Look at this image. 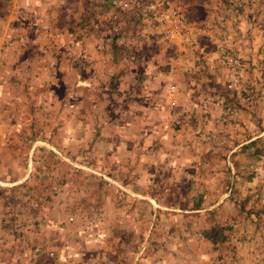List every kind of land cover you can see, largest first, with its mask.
Masks as SVG:
<instances>
[{
    "label": "crops",
    "instance_id": "1",
    "mask_svg": "<svg viewBox=\"0 0 264 264\" xmlns=\"http://www.w3.org/2000/svg\"><path fill=\"white\" fill-rule=\"evenodd\" d=\"M244 1L233 30L225 26V0L172 2L190 25L208 24L158 46L152 70L143 51L122 64L114 45L94 49L83 28L101 9L84 22V6L110 0H0V264H216L213 242L224 245L222 264H264V101L208 143L182 115L215 83L197 50L215 56L213 42L223 40L264 68V0ZM59 16L80 18L78 50L88 66L65 58V47L50 49V36L66 38V24L53 25ZM139 80L146 82L141 89ZM170 83L179 92L168 93ZM40 146L58 153L64 166L65 185L45 202L43 251L54 257L33 254L37 237L21 242L26 236L13 228L20 218L7 216L23 209V163ZM250 152L255 157L245 159Z\"/></svg>",
    "mask_w": 264,
    "mask_h": 264
},
{
    "label": "built area",
    "instance_id": "2",
    "mask_svg": "<svg viewBox=\"0 0 264 264\" xmlns=\"http://www.w3.org/2000/svg\"><path fill=\"white\" fill-rule=\"evenodd\" d=\"M228 5L232 8V14L235 19L239 17V13L246 2L243 0H227ZM110 5L115 8V11H104L94 15L87 23V37L94 39V49L102 50L105 46L115 44L126 50L133 45L136 46L148 38L166 41L170 35H174L175 26L183 18V15L178 16L174 6L170 0H110ZM118 11V13H117ZM128 18L132 21L136 28L131 29V26L119 24L120 19ZM171 20V22L169 21ZM170 22L172 27L168 24ZM45 28V27H44ZM153 31H152V30ZM65 36L67 39V57L71 62H81L83 65L89 64V59L84 51L78 50V34L74 30H66ZM126 44V45H125ZM215 56H209L204 49L197 50L196 58L202 62L204 66H210L212 63L217 67L216 82L217 87L213 92L203 94L196 108L188 113L182 114L186 120H190L197 127L201 139L209 141L214 136L213 131L208 130V122L215 128L222 129L238 114L236 106L240 103L249 102L253 95H256L253 83L248 76L250 69L249 63L242 59L226 42L219 41L214 47ZM121 60L129 62L130 55L122 51ZM140 83L144 81L140 80ZM177 90L174 84L167 87V92L172 94ZM234 99V103H232ZM229 100V101H227ZM236 100V103H235ZM173 101L169 100L167 108L169 111L173 109ZM180 120H173L174 126H181L183 123ZM32 206L36 208L37 202H33ZM1 244V240H0ZM48 245V241L44 238L32 246V253L38 254L44 252L48 257H54L52 250H44ZM216 264H222L218 262Z\"/></svg>",
    "mask_w": 264,
    "mask_h": 264
},
{
    "label": "rangeland",
    "instance_id": "3",
    "mask_svg": "<svg viewBox=\"0 0 264 264\" xmlns=\"http://www.w3.org/2000/svg\"><path fill=\"white\" fill-rule=\"evenodd\" d=\"M183 1L184 0H170L171 4H172V2L173 3H175V2L176 3H182ZM244 2H246V1H244ZM248 3H249V1H248ZM248 3L244 4L243 9L248 5ZM225 4H226V6L224 7V12H225L224 14L228 15V20H226L225 26H228V29H230V30L238 29L236 27H238V25H239L238 23H240L239 22V18H240V15L242 14V10L243 9L240 12H238L239 13V17L237 19H235L233 17V14H232V8H231L230 5H228L227 0H225ZM172 6H173V4H172ZM61 7L62 6H60L59 8H61ZM84 7H88L89 8L88 9L89 11H88L87 15L84 17V20H83L84 22H85L86 18L90 17L91 14L93 13V11H95V10H100L101 9V11H99V12L115 11V8H113L111 5L110 6L85 5ZM117 13H118V11H117ZM176 14H178V16L182 15V13H179V10L176 11ZM201 15H202V12H201ZM60 16H63V15H60ZM60 16L59 17H55L53 19V25L54 26H56V27H60V26L64 27V25L66 24L65 28L68 27L67 30H74V32H77L76 31V30H78L77 25L81 21L80 18H77L78 21H76V20L75 21H71V19H67L65 21H61L59 19ZM199 16H200V12L195 14L194 17L191 15L192 18H197ZM182 17L183 18L180 20V22L177 24V26H175V30L173 32L174 35L178 36V35H181L182 32L188 30L189 28L194 30V29H197L198 27L201 28V26L203 27L204 25L208 24V22L202 23V21H201L202 19L201 20L193 19V22H192L193 26H192V25H190L191 23L189 22L190 18L188 19V17H186L184 15ZM81 19H82V17H81ZM169 21L171 22V20H169ZM170 22H168V24H170V26H167V24H166L167 28L172 27V24ZM128 23H129V26H131L132 30H134V28H136L135 26H133L134 23L132 21H130L128 18L122 17L120 19V21H119V24L123 25V28H126L125 26H128ZM195 24H197V25H195ZM87 25L88 24H85L86 27H87ZM222 26H223V28L221 27L220 30L225 29L224 24H222ZM240 26H241V24H240ZM172 28H174V27H172ZM228 29H227L226 33H229ZM263 32H264V30L262 31V34H263ZM79 35L80 34L78 33V36ZM59 36L60 35H58V37ZM153 37H154V39L148 38L147 40H143L141 45L139 44L138 46H136L135 49H133V48H134V46L136 44L133 45L132 47L131 46L128 47L126 49V52H125L126 54H127V52L131 53L130 54V57L132 58L131 61L132 60L134 61L135 57H137V56H134L136 54L134 52H138V51L145 52L146 56L147 55L149 57L151 56V59L150 60L148 59V60L151 62L152 70H153V65L157 66V62H156V58L157 57H155V54L157 53L156 52V48H159L158 46L165 47L166 44L170 41V39L173 38V36L170 35V37H168V39L166 38L165 42H163V40H159V38L155 39L156 36H153ZM50 38H51L50 43H49L50 49H51V47H53V49H56V52H61L62 50L67 48L66 45H67L68 41H67L66 38H65V41H64V39H63V41L60 40V38H57V36H55V35L50 36ZM219 41H223V40H219L218 39L217 41L213 42L214 47H215L216 43L219 42ZM46 43H48V42L45 41V42L42 43L43 44V48H45ZM192 43H194V42H192ZM111 45H114L115 48L116 47L118 48V50L120 52L119 53V56H120L119 60H121V56L123 54L122 53L123 50H122L121 47H124V46L118 47L115 44H111ZM66 54H67V51H65V54H64L65 58H66ZM152 58H153V60H152ZM157 60H158V58H157ZM121 63L122 64H128L126 62H123L122 60H121ZM131 63H133V62H131ZM158 64H161V62L158 63ZM198 66H200V64H198ZM249 66H250V69L248 70L247 73H248V76L250 78V81L253 83L254 89L256 91V95H253L252 99L249 102H247V103L237 104L236 100H235L236 106L238 108V114L236 115V118L234 120H232L229 124H227L224 128L216 130V128L210 122H208V130L213 131V129H214V131H213L214 132V136L209 141H204V140L201 139L203 142L208 143V142H212L213 140L214 141L219 140V138L222 137L221 135H223L224 132L230 126L238 123V119H239L240 114H241L242 111H244V110H248L249 111L250 108L256 102L260 103V102L264 101V68H261V67L260 68H254L253 64L251 65V63L249 64ZM193 67H196V65L194 64ZM198 70H199L198 68L194 69V71H198ZM208 70L211 71L212 72V76L215 77V83L213 85H210L209 87H207L208 89L206 91L205 90L202 91L203 92V93L201 92L202 95H200L196 99L197 101L193 103L192 108L190 110H183L182 114H185V113H188V112L194 110L196 108V105H198V103H197L198 100L201 99V97L203 96L204 93L213 92L217 87H219L218 83L216 82V77H217V72H218L216 65L214 63H212V68L210 66H208ZM149 71H151V70H149ZM142 80H144V79H142ZM166 80H169V78H167ZM139 84H140V86L138 85L137 88L141 89V88H143L146 85V82H145L144 85H142L140 83V80H139ZM170 84L166 85V90H167L168 85H170ZM179 89H180V87L177 88V90L174 93H176L177 91L179 92ZM195 93H197V92H195ZM227 101H229V100H227ZM232 101H233L232 103H234V99ZM173 105H174V103H173ZM261 114H262V116L258 118V120H260V121L264 120V106L261 107ZM41 135H43V134H41ZM40 137H41L40 134H37V138L39 139ZM56 138H58V136ZM200 138H201V136H200ZM71 149L73 151V155H76V154H74L75 151H76V148L74 147V148H71ZM234 152H238V150L233 149L231 151V154L234 153ZM243 154H244L243 156H244L245 159H248V158L253 159L255 157V156L254 157L251 156L252 155L251 152L249 154H247V153H243ZM54 156H56V157H54ZM260 157H262V155ZM52 160H54V162ZM61 164L62 163H60V157H59L58 153L46 150L45 148H43L41 146L37 147L35 150H32V152H31V162L30 163H29V161H28V164L27 163L26 164L23 163V171L24 172L27 171L28 179H29L28 180L29 181V185H27L25 183H22L20 185L21 189H22V193H21V196H19L18 198L21 201V206H22L23 209L18 211V212L14 211L13 213L12 212H8L7 213V216L9 217L8 219L10 221L15 220V218L16 219L20 218L21 222L20 223H15L13 228L18 230L16 232H19V233L21 232L22 234H24L26 236V238H21V236H20V240L23 243L28 241L27 238L29 239V238H31V236L37 237L38 241H40V240L45 238L49 242V238H47V235H45L46 234L45 233L46 230L43 229L44 223L46 224L47 220H48L47 217H45L46 216L45 215L46 214L45 202H47L48 198H50V196L53 193H55L57 190L62 188L65 185V183H66V182H64V180L62 178H60V176H62L64 174V171H62V169H64V166L61 165ZM49 167L51 169L49 171H53V172L57 173V175H52L50 173H47ZM263 168H264V164H263ZM89 184H91V183H89ZM4 192H6V193L3 195L4 196L3 197V201H4V203H7L6 204L7 206H9L10 204H12V202H11L12 196L7 193L8 191L5 190ZM259 193H260V202L259 203L264 208V186H263L262 190L260 189ZM33 202H37L38 206L36 208H34L32 206ZM13 214H14V216H13ZM63 215H65V214H63ZM72 216L73 215L70 214V215H68L66 217V220H67L68 223H71L73 221ZM19 229H23V231L19 230ZM32 233H33V235H31ZM223 247H224V245H221L219 242L218 243L217 242H213V244H212V249L214 250L215 260H216L217 263L220 260H224V259H222V255L220 254L221 253L220 251H221V249ZM106 252H108V251H106ZM40 254H43L42 251H41Z\"/></svg>",
    "mask_w": 264,
    "mask_h": 264
}]
</instances>
